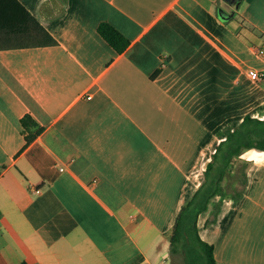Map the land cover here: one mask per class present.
I'll return each instance as SVG.
<instances>
[{
    "label": "crops",
    "instance_id": "1",
    "mask_svg": "<svg viewBox=\"0 0 264 264\" xmlns=\"http://www.w3.org/2000/svg\"><path fill=\"white\" fill-rule=\"evenodd\" d=\"M19 1L59 45L0 50V264H174L226 130L264 119V0ZM248 159L244 197L198 220L218 264H264V152Z\"/></svg>",
    "mask_w": 264,
    "mask_h": 264
},
{
    "label": "trees",
    "instance_id": "2",
    "mask_svg": "<svg viewBox=\"0 0 264 264\" xmlns=\"http://www.w3.org/2000/svg\"><path fill=\"white\" fill-rule=\"evenodd\" d=\"M98 32L119 54L131 44L125 35L109 23H101ZM58 45L57 39L19 0H0V50ZM22 122L25 130L30 133L32 128L37 127L31 116L24 117ZM42 130L41 127L38 128L36 134ZM34 137L35 134L26 136L25 147L31 144ZM250 151L264 152V119L246 115L237 127L226 130L225 138L217 146L212 160L206 166L203 183L183 205L176 218L170 234L171 249L173 254L182 251L185 264H190L189 253L193 252L194 256L197 246L202 248L206 264H218L214 246L200 236L198 220L202 213L208 211L216 197L225 200H240L244 197L248 184L247 168L252 164L248 159ZM239 165L246 168L237 173ZM237 184L242 189H237ZM221 204L222 201H219V204L214 205L215 218Z\"/></svg>",
    "mask_w": 264,
    "mask_h": 264
},
{
    "label": "rangeland",
    "instance_id": "3",
    "mask_svg": "<svg viewBox=\"0 0 264 264\" xmlns=\"http://www.w3.org/2000/svg\"><path fill=\"white\" fill-rule=\"evenodd\" d=\"M245 168L246 167H242L241 165H239L238 169H237V171H238L237 173L242 172V170H245ZM250 168H251V166H248V168H247L248 170L247 171H249ZM237 189H242V186L240 184H237ZM217 204H219V202H217L215 204V206ZM220 208H219V211H220ZM215 209H216V207L213 208L211 216L208 218V222L215 218L214 217ZM219 211H218V213H219ZM180 252L181 253H174L173 254V263L174 264H185V260L183 258L184 256L182 255V251H180ZM202 252H203V250H202V248L200 246L195 247L194 256H193V252L189 253V262H190V264H206V258L202 254Z\"/></svg>",
    "mask_w": 264,
    "mask_h": 264
},
{
    "label": "built area",
    "instance_id": "4",
    "mask_svg": "<svg viewBox=\"0 0 264 264\" xmlns=\"http://www.w3.org/2000/svg\"><path fill=\"white\" fill-rule=\"evenodd\" d=\"M260 54L263 55L264 54V50H261ZM249 76L254 81H260V80H262L264 78V72L257 71V70H250L249 71Z\"/></svg>",
    "mask_w": 264,
    "mask_h": 264
},
{
    "label": "water",
    "instance_id": "5",
    "mask_svg": "<svg viewBox=\"0 0 264 264\" xmlns=\"http://www.w3.org/2000/svg\"><path fill=\"white\" fill-rule=\"evenodd\" d=\"M224 1L226 3H229V4H232V5H235L236 7H239V4H240L241 0H224ZM220 13H221V15L223 16V18L225 20H227V19H229V18H231L233 16L232 14L225 16V14H227V13L223 9L220 11Z\"/></svg>",
    "mask_w": 264,
    "mask_h": 264
}]
</instances>
